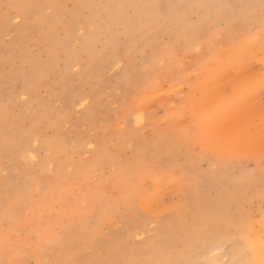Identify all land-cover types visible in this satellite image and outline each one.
Segmentation results:
<instances>
[{"label": "rangeland", "instance_id": "1", "mask_svg": "<svg viewBox=\"0 0 264 264\" xmlns=\"http://www.w3.org/2000/svg\"><path fill=\"white\" fill-rule=\"evenodd\" d=\"M125 1L0 0V264H260L264 0Z\"/></svg>", "mask_w": 264, "mask_h": 264}, {"label": "bare ground", "instance_id": "2", "mask_svg": "<svg viewBox=\"0 0 264 264\" xmlns=\"http://www.w3.org/2000/svg\"><path fill=\"white\" fill-rule=\"evenodd\" d=\"M126 1H127V0H126ZM126 1H125V2H126ZM120 2H121V1H120ZM134 2H135V1H133V3H134ZM118 3H119V2H118ZM123 3H124V2H123ZM123 3H122V4H123ZM127 3H128V2H126V4H127ZM142 3H143V2H142ZM115 4H116V3H115ZM126 4H125V5H126ZM128 4H129V3H128ZM119 5H120V4H119ZM129 5H130V4H129ZM125 7H126V6H125ZM114 8H115V7H114ZM119 8H120V7H119ZM122 8H123V7H122ZM120 9H121V8H120ZM250 9H252V8H250ZM115 11H116V10H115ZM115 11H114V12H115ZM114 12H113V13H114ZM121 12H122V11H121ZM121 12H119V13H121ZM140 12H141V11H140ZM246 13H247V12H246ZM144 14H145V13H144ZM112 15H113V14H112ZM116 15H119V14H116ZM119 16H120V15H119ZM248 16H249V15H248ZM248 16H247V17H248ZM120 17H121V16H120ZM120 19H121V18H120ZM125 20H126V19H125ZM112 21H113V20H112ZM119 21H120V20H119ZM120 22L123 23V21H120ZM124 23H125V22H124ZM113 24H114V23H113ZM248 85H250V84H248ZM250 87H251V86H250ZM244 94H249V92H246V93H244ZM251 94H252V93H251ZM251 94H250V95H251ZM254 94H255V93H254ZM250 95H249V97H250ZM252 95H253V94H252ZM246 97H247V96H246ZM256 98H257V97L253 98V99H252V102H253V100L256 101ZM242 100H243V99H242ZM252 102H251V103H252ZM256 102H257V101H256ZM242 103H244V102H242ZM246 103H247V101H246ZM250 105H251V104H250ZM238 106H239V105H238ZM243 106H245V105H243ZM248 106H249V105H248ZM241 107H242V106H241ZM241 107H238V108H241ZM249 107H250V106H249ZM250 108H251V107H250ZM234 109H235V107H234ZM263 109H264V108H263ZM263 109H262V111L264 112ZM234 113H235V112H234ZM236 113H237V112H236ZM230 114H231V113H230ZM248 115H249V114H248ZM248 115H247V116H248ZM239 117H240V116H239ZM235 118H236V116H235ZM238 131H239V130H238ZM240 133H241V132H239L238 134H240ZM220 134H221V133H220ZM238 134H237V136H238ZM217 136H218V135H217ZM243 136H244V134H243ZM243 138H244V137H243ZM263 233H264V227H263ZM257 246L261 248V250H262V252H263V253H262V256H263V259H264V241H263L262 243H257ZM210 247H211V246H208V245H207V246H202V250H201V251H202V252H204V251L206 252ZM239 254H240V253H239ZM239 254L235 253V258H236L235 264H240V262H241V261H240V258H239ZM213 263H215V262H213Z\"/></svg>", "mask_w": 264, "mask_h": 264}, {"label": "snow or ice", "instance_id": "3", "mask_svg": "<svg viewBox=\"0 0 264 264\" xmlns=\"http://www.w3.org/2000/svg\"><path fill=\"white\" fill-rule=\"evenodd\" d=\"M259 86L264 88V81H261ZM245 238L247 239V237H245ZM249 248H250V250H254L255 249V245H254V243L251 240H249ZM260 264H264V259H262L260 261Z\"/></svg>", "mask_w": 264, "mask_h": 264}]
</instances>
